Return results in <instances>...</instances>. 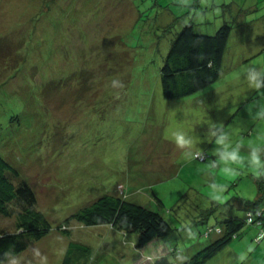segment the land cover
Here are the masks:
<instances>
[{"label": "rangeland", "instance_id": "obj_1", "mask_svg": "<svg viewBox=\"0 0 264 264\" xmlns=\"http://www.w3.org/2000/svg\"><path fill=\"white\" fill-rule=\"evenodd\" d=\"M43 1L0 0V154L31 183L38 207L52 225L48 235L19 254L30 259L32 248H39L48 264H62L69 241L78 240L92 251L82 258L74 252L73 264H160L147 258L153 255L168 262L176 259L177 264L187 260L217 236H204L208 226L230 214L242 215L230 198L254 200L258 186L246 169L219 175L215 182L225 185V199L216 201L221 204L210 219L202 217L212 205L210 159L185 160L184 149L172 141L166 144V133L175 126L189 130L198 140L199 154L207 137L202 127L214 119L184 111L179 99L163 96L160 69L173 38L168 32L175 34L193 21L201 32L213 34L216 24L246 17L250 27L243 28L250 43L240 42L236 49L240 57L253 54L250 49L257 50L264 41V0H245L246 5L242 0H60L50 10ZM233 3L244 11L238 12ZM262 57L245 60L232 71L226 67L237 56L230 51L222 79L241 76L250 64L259 66ZM112 79L121 80L123 87L113 89ZM235 87L247 85L240 81ZM139 145L146 147L144 172L134 162L141 154ZM175 156L180 158L176 165ZM161 160L175 166V176L147 184L140 198H130L164 214L173 227L165 238L139 250L138 234L107 224L71 221L69 234L58 228L114 183L131 190L129 179L141 171L145 181H155L156 168H150ZM186 180L199 188H190ZM202 180L207 184L200 188ZM154 193L166 198L165 206ZM4 231H16L14 216L0 214ZM255 235L254 227L244 228L206 264H241V253H247L243 264H264V241L254 242ZM170 249L176 254L169 255Z\"/></svg>", "mask_w": 264, "mask_h": 264}, {"label": "trees", "instance_id": "obj_2", "mask_svg": "<svg viewBox=\"0 0 264 264\" xmlns=\"http://www.w3.org/2000/svg\"><path fill=\"white\" fill-rule=\"evenodd\" d=\"M44 1V6L47 9L49 8V10L53 7H58L60 2V0ZM246 4L249 3L245 1ZM233 5L238 12L244 11L239 8V4L233 3ZM225 6L227 7L228 5ZM52 11L50 12L51 14H53ZM136 12L141 15L139 9ZM250 22L246 20V17L243 22L239 18H235L232 22L224 21L222 24H216V31L213 34L201 32L193 21L186 23L175 34L169 30L168 33H171L173 38L160 69L163 96L169 100L188 97L221 80L223 68L229 61L228 55H230V51L237 56V59L235 63H232V67H226V69L230 68L229 70L233 68L236 70L241 62L252 57L264 56L262 53L264 41L257 45L255 54H246L240 57L239 52H237L236 48L240 42L243 46L249 45V40L243 27L245 25L250 27ZM235 31L237 32V37L234 36ZM164 35L161 37L163 38ZM257 91L255 92L256 94ZM260 96L261 93L257 94L256 98ZM138 147L137 150L141 154H136L137 158L134 162L139 157L142 158L146 150L145 146L139 145ZM203 149L202 153H197L196 159L200 161L216 159L215 154L209 149ZM138 166L144 172V163L139 162L137 163ZM143 172L141 171L140 174ZM140 174L137 173L133 178H140ZM218 176L219 174L213 175L211 181H216ZM133 178L129 179L132 180L130 188L133 186ZM255 182L258 186V192L254 200H249L239 195L230 198L229 204L232 206L235 203V206L243 210L242 215L230 214V216L218 221L217 224L214 223L208 226L204 236L210 237L214 233L217 236L196 251L190 258L179 264H206L227 247L238 236V233L246 227H254L256 229L254 242L261 243L264 241V177L256 178ZM186 183L189 184L190 188H199L190 180H186ZM147 184L151 187L160 183H156V181L148 183L145 181L143 186L138 188L133 186L131 190L120 189V185L114 183L109 190H106L105 194L95 198L78 212L68 216L58 228L63 233L69 234L71 229L67 228V224L70 225L71 221L88 226L107 224L125 234H138L136 246L139 250H142L152 242L165 238L173 230L171 223L161 211L131 200L130 197L132 195L140 198L138 193H141L144 190L143 187ZM203 184H207V182L202 180L200 188L203 187ZM117 185L119 186L117 187ZM154 198L159 205L165 206L166 198L164 196L154 193ZM211 202L212 205L204 209L203 218L206 217L208 219L212 216L216 212L217 206L221 204L216 203L214 200H211ZM195 203L198 205L200 202ZM0 214L16 218V231L0 232V256L10 248H14L15 252L19 254L31 242L48 235L52 229L47 215L38 207V197L35 189L31 183L26 181L19 168L2 154H0ZM170 250V252H167L171 256L172 253L176 254L177 252L174 249ZM76 251L82 254L80 256L82 258L87 256V252L92 251V247L78 240H70L62 264H73V254ZM143 254L144 252H142L141 256ZM144 257H147V255ZM147 258L150 259V262L177 264L175 263L176 259L172 258L168 262L164 256L160 258L159 255H153V257ZM81 264L86 263L82 262Z\"/></svg>", "mask_w": 264, "mask_h": 264}, {"label": "clouds", "instance_id": "obj_3", "mask_svg": "<svg viewBox=\"0 0 264 264\" xmlns=\"http://www.w3.org/2000/svg\"><path fill=\"white\" fill-rule=\"evenodd\" d=\"M244 72L249 88L264 89V67L248 66ZM111 87L119 89L123 87V83L119 79H112ZM255 118L264 121V106L256 110ZM215 128L216 125L210 123V129ZM207 137L217 146L215 148L216 159L211 160L207 165L209 175L218 173L220 176H234L241 169H246L256 178L264 177V131L259 132L255 139L247 141L233 140L232 134L227 130H210ZM166 138L174 142L178 149H184L181 155L185 160L197 157L198 140L190 135L189 130L180 126L170 127ZM245 148L247 151H242ZM225 190L224 184L211 181L209 183L210 199L222 202L225 199L223 195ZM246 258L247 253H241L238 257L241 264ZM0 264H48V256L43 254L39 248H32L29 259L17 254L14 248H10L0 256Z\"/></svg>", "mask_w": 264, "mask_h": 264}, {"label": "crops", "instance_id": "obj_4", "mask_svg": "<svg viewBox=\"0 0 264 264\" xmlns=\"http://www.w3.org/2000/svg\"><path fill=\"white\" fill-rule=\"evenodd\" d=\"M248 40L250 43L249 36ZM250 50L251 53H256V50ZM262 58L261 64L259 66L255 65V67H264V56ZM232 71H234V68ZM242 73L243 74L241 76H236L233 79H228L229 77L225 79L221 78V80L218 81L219 85H216V87L213 89H208L209 87H207L194 95L179 98L177 101L178 104H181L180 107L184 111H190L193 113V115L213 117L214 122L212 124H215L216 128L210 129V124L202 127L203 129L207 130L206 135H208L210 130H227L232 134L233 140L247 141L250 139H255L259 132L264 131V121H260L255 118L256 110L260 106H264V89H253L247 86L245 88L236 90L235 86H237L240 81L245 82L247 85L245 80V72L243 71ZM256 90H258L257 94L261 93V96L258 98H256ZM157 135L159 134L157 133ZM170 141L171 140H169L166 144H171ZM216 147L217 146L211 140H209L207 137L205 138L203 148H207L213 154H215ZM242 151H247V149H242ZM144 160L145 159L142 157L136 162L139 163L143 162ZM177 160L180 161V158L175 156V165ZM162 162L163 161L161 160L160 163L158 162L150 168V170L156 168V171L154 172L155 178H152L155 179L156 183L160 184L166 183L169 179L174 177L176 173L174 165H168L167 163ZM212 176L213 175L208 174L210 181L212 180ZM249 176H251L250 178L255 181L256 177H254L251 173ZM143 178L144 175L141 173L140 178H133L134 181L132 185L135 188L143 186L145 184ZM118 186L119 185H117V187ZM108 226L111 227L110 225Z\"/></svg>", "mask_w": 264, "mask_h": 264}]
</instances>
